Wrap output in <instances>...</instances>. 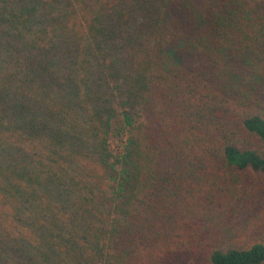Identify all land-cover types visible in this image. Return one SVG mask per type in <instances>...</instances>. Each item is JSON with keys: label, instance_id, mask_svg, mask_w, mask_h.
I'll return each mask as SVG.
<instances>
[{"label": "trees", "instance_id": "16d2710c", "mask_svg": "<svg viewBox=\"0 0 264 264\" xmlns=\"http://www.w3.org/2000/svg\"><path fill=\"white\" fill-rule=\"evenodd\" d=\"M264 0H0V264H264Z\"/></svg>", "mask_w": 264, "mask_h": 264}, {"label": "rangeland", "instance_id": "374dc122", "mask_svg": "<svg viewBox=\"0 0 264 264\" xmlns=\"http://www.w3.org/2000/svg\"><path fill=\"white\" fill-rule=\"evenodd\" d=\"M260 203H261V207H260L259 215L263 217L264 216V192L262 193V200L260 201Z\"/></svg>", "mask_w": 264, "mask_h": 264}]
</instances>
